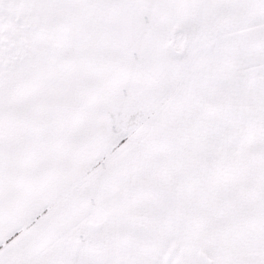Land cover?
Listing matches in <instances>:
<instances>
[{
	"label": "snow or ice",
	"instance_id": "6c2138e0",
	"mask_svg": "<svg viewBox=\"0 0 264 264\" xmlns=\"http://www.w3.org/2000/svg\"><path fill=\"white\" fill-rule=\"evenodd\" d=\"M0 264H264V0H0Z\"/></svg>",
	"mask_w": 264,
	"mask_h": 264
}]
</instances>
